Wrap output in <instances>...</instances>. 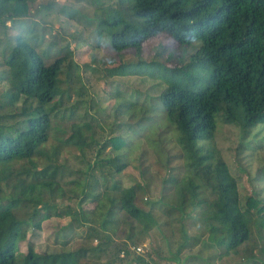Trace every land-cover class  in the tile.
<instances>
[{
    "label": "trees",
    "instance_id": "1",
    "mask_svg": "<svg viewBox=\"0 0 264 264\" xmlns=\"http://www.w3.org/2000/svg\"><path fill=\"white\" fill-rule=\"evenodd\" d=\"M32 1L0 0V29L9 27L8 22L20 25V20L29 15ZM92 2L101 4L100 0ZM108 8L89 14L80 8L66 7L62 12L81 24L93 23L96 43H106L118 52L134 50L139 55L146 40L160 34L177 45L193 41L198 45L190 60L182 65L166 66L139 59L136 63L120 61L106 69L109 76L143 71L154 76L161 72L168 85L158 97V106L152 103L153 109L137 101L119 99L115 112L127 117L120 135L111 134L100 142L93 119L84 120L87 111L71 122V132L62 143L76 147L82 156L94 143L96 154L86 163V177L77 183L80 194L75 207L64 209L52 200L65 196L60 183L64 166L58 162L61 144L48 146L47 142L54 119L58 115L65 118L66 110L69 116L75 115L77 104H83L76 100L60 109L73 90V85H63L61 77L65 62L67 65L72 60L66 56L51 61L43 58L38 47L45 27L35 20L24 24L13 43H6V69L0 73V81L8 82L1 95L0 110L9 109L0 112V264H77L88 253L100 259L102 253L109 251L112 237L122 225H128L129 240L134 235L133 223L142 231L159 227L160 220L153 214L155 207L167 215L176 210L181 221L189 219L194 223L193 219H199L200 237L206 235L219 256L236 251L252 237L255 228L264 232V197L251 193L242 201L237 180L213 143L220 122L237 125L241 139L264 124V0H116ZM103 31L110 40L103 41ZM79 70L69 64L67 80L81 81ZM84 89L81 83L75 92L81 96ZM171 128L187 173L164 178V187H170V193H163L158 204L154 201L151 208L143 209L136 204V186L124 187L117 179L109 186L103 180L102 192L95 190L99 180L90 175L94 176L97 170L103 172L106 165L122 171L142 144L152 146L162 156L160 143L164 135L169 137ZM200 141L210 143L203 145ZM107 147L115 152L114 157H100ZM87 201L94 206L84 208ZM53 216H71L72 225H88L87 235L99 238L98 244L75 251L40 253L34 242L28 241L27 251L20 252L19 245L29 231L36 236L43 222ZM187 231L181 225L182 241L167 257L175 264H180L179 254L192 236ZM163 237L169 244V236ZM262 241L264 245V234ZM122 245L117 257L131 253L136 258L129 264H148L126 241Z\"/></svg>",
    "mask_w": 264,
    "mask_h": 264
},
{
    "label": "rangeland",
    "instance_id": "2",
    "mask_svg": "<svg viewBox=\"0 0 264 264\" xmlns=\"http://www.w3.org/2000/svg\"><path fill=\"white\" fill-rule=\"evenodd\" d=\"M115 2L116 0H100L99 6L92 0H34L29 4V15L20 20V25L8 22L9 27L0 29V73L6 69L3 62L4 56L9 51L6 43H13V37L22 30L25 23L31 20L38 21L45 27V34L40 39L41 46L38 47V51L46 61L60 56H66L72 60V63L69 61L67 65L65 62L61 77L64 79L63 85H73V90H71L69 99L64 98L60 109L74 104L76 100H82L83 104H77L74 110L75 115L69 116V110H66L65 118H60L58 115L54 119L47 142L48 146L61 144L58 162L64 166V174L60 178V183L65 196H58L52 200L64 209L75 207L80 194L77 183H82L86 177V163L91 162L96 154L94 143L86 148V156H82L76 147L62 143L71 132V122L76 121L78 116L80 118L87 111L88 114L84 115L86 117L84 120L93 119L91 122L100 142L111 134L112 136L120 135L125 130L123 123L126 122L127 117L115 112L119 99L137 101L144 107L153 109L152 103L158 106V97L168 85L166 77L161 72H157L154 76L149 71L125 76H109L106 69L120 61L136 63L139 59L142 62L155 61L166 66L182 65L190 60V55L198 45L195 41L188 45H177L160 34L147 39L139 55L134 50L118 52L106 43H96L97 34L92 30L93 23L81 24L62 12L63 8L67 7L80 8L92 14L97 9H109L108 7L114 6ZM46 6L50 7L46 8ZM102 36L103 41L110 40L106 31L102 32ZM67 45L68 48H66ZM69 64L80 67L81 81L69 82L67 80L66 70ZM81 83L84 84L85 89L84 93L79 96L75 89ZM7 86L8 82L0 81V100ZM7 110L9 109L4 107L0 112H7ZM94 118L98 120L101 128L98 127ZM172 129L168 134L169 137L166 138L164 135L163 143H160L163 146L165 157L158 155L152 146L144 143L139 151L136 149L137 155H132L129 164L122 171L116 172L114 168L106 165L102 168L103 172L97 170L94 176L90 175L99 180V185L95 190L101 193V184H103L101 181L105 180L109 186V182L117 179L124 187L136 186V204L143 209L151 208V203L154 201L158 204V199L163 193H170V187H164V178L169 174L178 178L187 173L182 150L176 140L174 129ZM155 133L158 136L159 131L156 130ZM208 143L210 142L200 141L203 145ZM213 143L220 151L231 175L236 178L242 201L251 193L258 198L264 197V170L262 168L264 165V124L257 125L251 134L241 139V129L237 125L220 122L216 127ZM114 155L115 152L107 147L100 157L112 158ZM168 198L170 201V196ZM93 206L94 203L90 201L83 204V207L87 209ZM153 214L160 220L159 227L156 225L148 231H142L141 226L133 223L134 235L132 240H129L126 237L128 225L126 227L122 225L112 237L109 251L102 253L100 259L88 253L82 256L77 264H129L131 260L132 262L135 260V254L130 253L124 257L116 256L118 248L123 247L122 242L124 241L127 246L135 248L138 255L144 257L148 264H175V261L168 260L167 257L174 254L178 244L182 241L181 225H184L192 236L179 254L180 264H263L262 236L264 232L257 228L253 230L252 237L236 251L219 256L217 247L208 243L206 235L203 234L200 237L199 232L202 225L199 219H193L194 223H191L189 219L181 221L178 219L176 210L167 215L159 212L156 207ZM71 218V216H53L44 221L42 230L36 236H33L32 230L29 231L26 240L19 245V251L22 253L27 251L28 241H33L35 250L40 253L75 251L79 248L96 246L99 238L87 235L88 225L78 226L76 223L72 225ZM163 235L169 236V244ZM137 247L140 250H137Z\"/></svg>",
    "mask_w": 264,
    "mask_h": 264
},
{
    "label": "built area",
    "instance_id": "3",
    "mask_svg": "<svg viewBox=\"0 0 264 264\" xmlns=\"http://www.w3.org/2000/svg\"><path fill=\"white\" fill-rule=\"evenodd\" d=\"M136 249H137V250H140V248H139V247H137Z\"/></svg>",
    "mask_w": 264,
    "mask_h": 264
}]
</instances>
